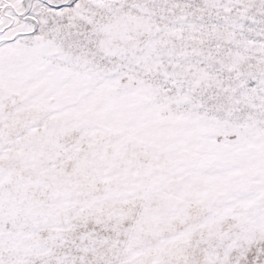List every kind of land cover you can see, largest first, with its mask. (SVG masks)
<instances>
[{
  "label": "snow or ice",
  "instance_id": "6c2138e0",
  "mask_svg": "<svg viewBox=\"0 0 264 264\" xmlns=\"http://www.w3.org/2000/svg\"><path fill=\"white\" fill-rule=\"evenodd\" d=\"M0 264H264V0H0Z\"/></svg>",
  "mask_w": 264,
  "mask_h": 264
}]
</instances>
